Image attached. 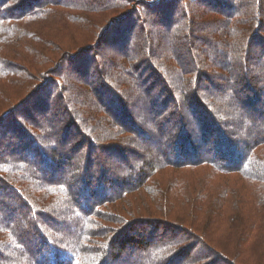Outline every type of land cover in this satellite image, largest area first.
Returning a JSON list of instances; mask_svg holds the SVG:
<instances>
[{"label": "trees", "instance_id": "1", "mask_svg": "<svg viewBox=\"0 0 264 264\" xmlns=\"http://www.w3.org/2000/svg\"><path fill=\"white\" fill-rule=\"evenodd\" d=\"M21 1L0 0V264H264V0ZM65 20L66 38L80 35L63 45ZM126 20L127 35L148 36L139 56L115 32ZM117 35L115 77L97 48ZM65 63L105 90L126 86L143 101L144 129H114L80 100L68 110L75 78ZM143 63L159 108H145L147 88L135 82ZM52 73L64 85L46 87ZM46 88L35 115L23 113ZM169 128L171 144L151 151ZM142 142L148 152L113 176L102 153L125 162Z\"/></svg>", "mask_w": 264, "mask_h": 264}, {"label": "rangeland", "instance_id": "2", "mask_svg": "<svg viewBox=\"0 0 264 264\" xmlns=\"http://www.w3.org/2000/svg\"><path fill=\"white\" fill-rule=\"evenodd\" d=\"M39 1H41V0H39ZM63 1H69V0H63ZM19 3H23V1L18 0V4ZM0 5L2 6V7L0 6V8H3L5 6L3 4H0ZM147 12H149V11L146 10L145 13H147ZM150 12L153 15H155V16L158 15V12H156V13L154 11H150ZM165 13H167L166 10L162 13V15L165 14ZM133 19H135V17H133ZM62 22H64L65 25L62 28V30L59 29V32H60L59 34H64V37L62 39L59 36L60 41L59 42L55 41V42L64 45V44L69 43L67 40L71 36H79L80 34L77 33L76 30L73 29L72 32L74 34H72V35H70V36H68L66 38L65 34L66 35L70 34V33H67V32L65 33V28L68 27L69 24L66 22V20L62 21ZM115 32H118L120 36L124 33L125 40H127V38H128L129 43H132L131 47L133 48V50H135L137 52L136 55L137 56L140 55L141 48L143 46H145L146 39L148 38V36H146V35L144 36L143 33H141V36H140V32L135 30V32H137V34L139 35V39L141 38V40H144V41L140 42V41H137V39L136 40L134 39V36H136V38H137V35H136L135 32L130 33V34L127 35V20L124 21V26L118 27ZM56 33H58V31H56ZM37 36L40 37L42 35L38 34ZM51 37H52V35H51ZM149 37H150V35H149ZM118 38H119L118 35L116 37H114V38L113 37H111V38L108 37V39L106 38L107 40H104V45H101L99 48H97V52H98V58L97 59L100 62L99 64H101V66L103 68H108V67L111 68L112 72L115 71V69H114L115 66H117V67L119 66V60L121 61V59H118V58L120 57L121 51L117 50V47H112V46L109 49L108 48V44L110 43L111 45L114 46L116 41L120 42V40ZM54 39H56V38H54ZM152 42H155L154 43V47H155L154 50H158L159 47L163 46V44H164L162 40H155L154 38H152ZM180 44H181V47L184 48L185 42H181ZM46 45H47V41H42V46H46ZM83 62L84 61L79 62V65H81ZM79 65L77 63V65L73 64V65L68 67V64L65 63L64 66H63V67L66 68L65 72L68 75H70L71 77L75 78L74 82H70L75 88V93H73V96H71V95L67 96V103H69L67 105V107H68L67 109L68 110H70L71 112H74L76 114V107L74 106L75 105L74 101L80 100L81 103H86L90 107V110L92 108H97L98 110H100L99 111L100 112L99 113L100 117L103 119V121L112 124L114 129H116L117 126L125 125L124 123L131 124L133 127H135V126L142 127L144 129L145 123L144 122H142V123L139 122L140 121L139 119H143V118L142 117H138V115L143 112V108H144L142 100H135V101L132 100L131 97L127 96L126 93H125V90H126L127 87L126 86H121L119 84V82H118V85L114 84L112 81H110L109 83L106 82L108 84V86L111 87V89L113 90V92H112L107 86H106V90H105V88H103L101 86V84H98L97 82H90L91 80L86 81V79H84V76H82V75H80L78 73H75V72L78 71ZM142 66H144L143 70L141 72H138V75L135 74L136 75L135 82L137 81V83L139 84L140 89L147 88L146 91L154 89L152 92L148 91L149 94L146 93V91H145V93H142V91H141L143 96H145V101H146L145 102L146 103L145 104V108L151 107L152 105L155 108H159V106H157L155 104L156 101H154V103H152V105H151V101L154 100V99H158V97L161 94L160 88L157 86V82H155L156 81V76H154L153 72L151 70H149V67L147 66L146 63H143ZM74 73H75V75H74ZM94 74H97V73L94 72ZM113 76L117 77V72L116 71L113 73ZM43 77H44V81H45V79L48 78L47 80L49 81V83H48V85H46V87H48L50 89H54L56 84L64 85L62 77L60 75H56V73H52L51 75L50 74H44ZM124 81L127 82L126 79H124ZM86 85L88 87L84 88V86H86ZM117 86H118V90H117ZM57 87H59V86H57ZM115 88H116V90H114ZM94 89L101 91L102 98H100V99L98 98V96H97L98 94L95 93V91H93ZM46 90H47V88L44 89L43 91H41L40 95H39V93L34 95L33 98L31 99L30 104H25L23 106L22 112L24 113V112H27V111L29 112L30 111L32 115H35V111H36V107L35 106L37 105V103L41 102L40 98H41V96L45 95ZM156 94H159V95H156ZM53 95H56V94H53ZM54 103L55 102L53 101V104ZM53 104L51 103V112H53V110H54V112H57V113L61 114L62 110H60L59 106H55L54 107ZM124 113H125V115L122 117V114H124ZM143 113H145V112H143ZM75 114L74 115H70V116L68 115L69 116L68 118L71 117V119L74 121V124L76 123V126L74 128H72V131H74V132L77 129L79 130L80 125H82L80 122H77V121H79V119H78L77 115H75ZM62 117H63V115H61L59 118H56L54 120V124L56 125V128H57L56 129V133L57 134H54L56 137L59 135L58 132L60 133V128L63 127ZM38 118H40V117H38ZM123 120H126L127 122L123 121ZM155 120L158 121L157 119H155ZM163 121L164 120H161V119L159 120L160 123H163ZM164 123L165 124L167 123V125H168V120H165ZM161 128H162V126H161ZM169 129L171 131L169 130L167 132V135H166V133L164 134V136L161 135V137L163 139L161 144L159 146L156 144L157 147L154 146V144H153V150H151V151L156 152L158 150V152L159 151L164 152V148H165L164 142L165 143L167 142V144H171L172 136L176 135L177 129L176 128L175 129L169 128ZM139 130L140 129L137 128L135 131H133V133L136 135ZM192 130H193V128H192ZM232 131H233V133L236 132L237 134H240V132L238 130H236V129H233ZM160 134H161V132H160ZM190 134H191V131H190ZM220 137H221V135L219 137H215V138L219 139ZM169 138H170V140H169ZM181 139H182V137H181ZM235 140H237V139L235 138ZM104 142L106 144V141H104ZM185 142H186V140H185ZM190 143H191L190 145L193 148H195L196 150H200V148H203V146L200 145L199 142L191 141ZM142 144H143V146H140L137 149H134L135 154H130L129 152H127V155H125V157L127 158V161L125 160V162L117 161L118 158L110 159L111 158L110 156H109L110 158L107 157L108 154L106 155L105 153H102L103 154L102 157L107 159V166H109V168H111V170H113V176H116L118 174L116 177H118V176L123 177L124 174H127L126 170H122L121 172L117 171V169H116L117 167L116 166H118V164H125V163L127 164V162L131 163V162L137 161V159H140V156L144 154V151H147V149H150L149 148V146H151L150 144H147L146 147L144 146V144H145L144 142H142ZM206 147L208 149V145ZM101 150H102V148H101ZM146 154H148V153H146ZM209 156L210 155L206 154V156L203 157L202 159L209 158ZM126 167L127 166H124L123 168H126ZM167 170L171 171L172 169L171 168L168 169L167 167H165L164 171H167ZM131 171H132V169H131ZM135 172L136 171H132L127 176V178H129L130 180L133 181L136 178ZM160 174L162 175L161 180H164V178H163L164 174L161 171H160ZM27 228L24 227V229H27ZM159 233L160 232L158 231L157 234H159ZM147 235H148V233H147ZM208 260L200 261L199 263H197V262L195 263L194 262L193 264H222V263H219V262L216 263L215 260H213L212 258H211V260L209 262L204 263V262H206ZM187 262H192V260L189 259Z\"/></svg>", "mask_w": 264, "mask_h": 264}]
</instances>
